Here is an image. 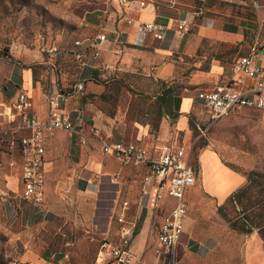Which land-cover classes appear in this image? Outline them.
<instances>
[{"label":"rangeland","instance_id":"374dc122","mask_svg":"<svg viewBox=\"0 0 264 264\" xmlns=\"http://www.w3.org/2000/svg\"><path fill=\"white\" fill-rule=\"evenodd\" d=\"M261 3L264 5V0ZM92 7L88 0H0V89L2 85L8 88L18 82L17 71L21 66H30L43 92L47 93L52 84L65 91L66 109L81 117L80 122L77 121L84 135L81 140L80 135L65 132V139V135L57 134L63 131L59 129L47 134L60 141L65 139L66 144L55 155L56 162L45 176L41 210L8 190L0 176V264L17 260L15 257L25 247L21 238L25 241L30 238L28 247L34 252L38 250L42 257L33 264H100L96 257L98 242L104 236L116 240L118 225L114 217L121 199L128 201L127 215L135 220V233L143 232L142 238L134 239L136 252L128 264H264L260 257L249 262L242 255L244 251L245 256L251 250L256 252V248L257 255L260 254V241L264 247V226L244 233L228 225L216 207L223 204L231 214L237 206L225 203L229 191L223 198L220 189L214 195L206 191L212 185L209 177L222 168L216 165L212 152L200 154L203 149L212 150L228 168L231 169V163L235 164L243 176L242 170L248 169L264 173V147L257 140L264 130L261 110L242 109L208 125L202 106L198 103L192 108L187 117L189 130L177 135L184 147L190 146L191 157L198 156V181L193 182L194 187L186 195L185 232L174 247L157 260L151 252L155 245L154 213L147 217L142 208L139 210L135 190L114 196L116 201L113 199L106 211L100 212L96 196L75 189L74 177L69 175V164L74 159L72 148L84 154L90 149L99 154L101 140L112 136L133 138L140 126L147 133L142 137L146 145L155 140L163 119L169 122L167 132L173 134L170 117L174 106L169 97L193 95L189 76L201 67L198 58L202 51L183 59V65L188 66L187 74L183 71L167 78L139 70L84 67L74 57L72 48L75 39L93 31L81 17L85 9ZM245 8L249 13L254 12L251 1ZM47 60L52 62L53 72ZM12 67V81L6 80ZM75 81H82L83 89L74 90ZM212 84L210 81L203 87ZM1 106L5 119L11 101ZM96 116L98 118L94 119ZM7 183L12 185L9 180ZM36 230L44 233L40 239L33 236ZM249 233L255 235L244 245ZM43 246L45 251L41 252Z\"/></svg>","mask_w":264,"mask_h":264},{"label":"crops","instance_id":"0c3cea01","mask_svg":"<svg viewBox=\"0 0 264 264\" xmlns=\"http://www.w3.org/2000/svg\"><path fill=\"white\" fill-rule=\"evenodd\" d=\"M88 1L92 3L93 7L83 11L82 20L93 30L92 34L96 31H102L109 40L103 41L99 53L95 58L87 59L88 57H86L85 63L82 64L84 67L96 66L100 70H107L108 68L109 70H139L158 78H167L174 76L178 72L182 73L184 71L187 74L188 66L186 64L183 65L185 63L183 59L202 51L198 58L201 67L197 68V71L191 73V76H189V82L193 86L191 87L193 95L180 94L175 99L169 97L174 106V112L171 113L172 117H170L175 131L173 134L169 135L167 132L169 122L163 119L160 122L159 132L155 140L147 142L146 145L142 143V137L147 134L144 132L145 128L143 126H140L138 129L136 128V134L133 138L127 139L112 136L107 138L108 140H134L147 147H150L156 141L163 140H171L183 145L177 133L181 132L185 134V131L189 130L187 117L196 104L199 103L204 109L207 124L209 125L213 122L209 121L208 111L198 98L195 97L194 89L202 88L210 81L213 83L212 85L225 81L229 77L231 60L238 54L247 52L249 46L252 44L256 46L259 60L264 63V5L261 3L262 0H180L173 5H170L167 0H145L147 4L142 8L137 5V0H130L125 6L119 4L117 0ZM250 1L254 8L253 13L244 10ZM126 18H130L131 21L127 22ZM181 19L186 20L187 30L185 31H182L178 27ZM149 20L158 21L165 25L162 37L156 38L148 31L143 32L139 30L138 23ZM113 36H120L124 41L120 52L116 50L118 44L111 41ZM207 49H209V52L206 54ZM13 68L10 69L6 80L12 81ZM182 68L184 70H181ZM17 75L18 82H14L8 88L2 85L0 89V176L8 190L15 192L19 198L26 200L20 193L21 156L15 145V138L23 131L14 130L12 127L14 121L9 117H5L4 119L1 103L11 101L12 104L17 93L25 90L29 100L28 113L38 118H43L47 111V93L41 90L39 81L33 77L30 66H21L17 71ZM78 82L80 83V90L83 89V82ZM199 84L201 85L196 86ZM185 90H188V88H185ZM66 102L67 95L62 108L63 113L71 121L77 122L79 120L80 122L81 117L79 118L75 111H68L66 109ZM242 109L256 108L242 107L233 109L230 113ZM261 111L264 113V110ZM96 118L98 117H94V119ZM196 119H194V124L199 129L200 127ZM91 124L94 125V121ZM85 127L87 128V126ZM53 130L55 129L42 131L44 143L42 200L38 205L33 204L38 210L43 208L45 176L50 170L51 165H54V162H56L55 155H58L66 144L65 134L71 135L68 131L59 129L63 131H57V134L65 135V139L60 141L54 137L47 136ZM257 140L264 147V130L260 131ZM9 148L10 151L8 150ZM47 149L49 150L47 151ZM72 149L74 151V159L69 164V175L70 177H74L75 189L79 192L96 196L100 204H98L100 212L106 211V208L112 203L113 199L116 201V198H114L116 195L132 193L135 190L136 198H138L142 167L121 165L111 153L103 152L100 149V145L99 149L101 153L99 154L92 152L91 149L86 154L82 153L81 150H77L76 152L74 148ZM203 152L205 154L206 152H212L216 165L222 168L216 170L215 175L209 177L212 185L208 186L209 190L206 188L207 192L210 191L214 195L218 193L217 189H220L223 192V198L228 191L230 192L245 181V176L241 175L236 169H230L225 166L212 150L203 149L200 154ZM193 159L195 164V178L193 182H195L198 181V156L193 157ZM8 180L12 185L7 183ZM206 180L208 181V178ZM193 187L194 185L192 184L190 189L186 191L185 200L186 195H188ZM171 202V198L164 197L156 205L149 203L139 209L141 210L142 208L147 217H150L152 212L154 213L155 244L157 223L160 220L161 214L170 206ZM10 211L12 210L10 209ZM39 233L40 231L36 230L33 236L40 239L44 233ZM142 233V230L136 232L130 243V248L134 255L136 252L134 239L136 236L138 239L142 238ZM14 235L18 236V232H15ZM254 235V233H249L244 245L249 240L251 241ZM20 240L25 245L24 249L15 257L17 260H7L5 264L38 263L42 257L38 253V250L34 252L31 247H28L30 238L28 241H25L23 238ZM154 246L151 252L154 259L157 260L158 258L153 253ZM259 248L261 250L259 255L256 253L258 248L255 249L256 252L252 250L251 252H247L246 256L244 251L242 253L244 259L246 260L247 258L250 262V260L260 257L264 261V247L261 241ZM44 251L45 246L41 249V252ZM96 257L98 263L110 264L107 255L99 256L97 254Z\"/></svg>","mask_w":264,"mask_h":264},{"label":"built area","instance_id":"2783aa9c","mask_svg":"<svg viewBox=\"0 0 264 264\" xmlns=\"http://www.w3.org/2000/svg\"><path fill=\"white\" fill-rule=\"evenodd\" d=\"M130 0H117L123 6ZM170 5L180 0H167ZM147 3L137 0L142 8ZM130 22V18H126ZM182 31L187 30L185 19L178 24ZM140 31H148L154 37L163 35L165 25L158 21H140ZM109 40L102 31L92 35H85L73 41V55L76 59L83 57L88 51V58H95L103 41ZM112 42L117 43L116 50H122L123 39L113 36ZM86 61V60H85ZM83 61L82 64L85 63ZM51 72L54 67L47 60ZM74 90H80V83H73ZM195 97L201 102L209 113V121L229 114L233 109L242 107L264 110V63L257 56L256 46H249L245 53L238 54L229 65V77L210 87L194 89ZM66 93L52 84L47 92V111L43 118L28 113L29 100L25 90L17 93L15 100L9 107L8 117L14 121V130H22L15 138V145L20 153V179L21 196L34 205L42 200L43 186V130L63 129L69 133L80 135V124L71 121L63 113V104ZM202 133V129H200ZM100 149L111 153L121 165L142 167L140 175L138 208L155 204L164 197L172 199L170 206L161 214L156 227V244L153 253L156 258L168 253L183 232L186 218L185 193L190 189L195 178L194 159L190 154V146L184 147L171 140L156 141L150 147L134 140H108L100 141ZM10 151V148L8 149ZM128 201L121 199L119 209L114 220L117 223L118 236L116 240L103 237L98 242L97 254L107 255L110 264H128L132 261L134 253L130 243L135 235V220L127 215ZM137 216V215H136Z\"/></svg>","mask_w":264,"mask_h":264},{"label":"trees","instance_id":"16d2710c","mask_svg":"<svg viewBox=\"0 0 264 264\" xmlns=\"http://www.w3.org/2000/svg\"><path fill=\"white\" fill-rule=\"evenodd\" d=\"M87 53L80 59H77L81 64L88 56ZM229 166L239 170L233 163ZM242 171L245 175V181L231 190L225 197V203L237 206V209L235 210L234 208L232 210L233 213L229 214L224 205L219 204L216 210L225 218L230 227L237 231L248 233L253 228L264 225V173L254 169Z\"/></svg>","mask_w":264,"mask_h":264}]
</instances>
